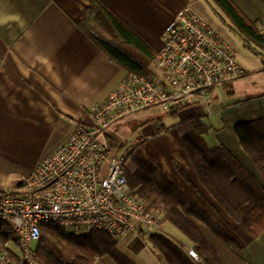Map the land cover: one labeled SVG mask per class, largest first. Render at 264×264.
<instances>
[{
	"label": "crops",
	"instance_id": "obj_1",
	"mask_svg": "<svg viewBox=\"0 0 264 264\" xmlns=\"http://www.w3.org/2000/svg\"><path fill=\"white\" fill-rule=\"evenodd\" d=\"M90 1L0 0V196L18 193L40 156L74 125L90 126L91 108L102 105L130 74L79 30ZM99 1L156 52L162 47L166 25L176 14L187 7L198 15L204 10L203 0ZM229 1L249 22L258 23L264 35V0ZM237 63L242 70L238 79L250 74L238 58ZM231 84L207 90L206 101L195 96L186 105L173 109L152 105L137 111L112 124L106 139L118 153L131 152L139 161L155 163L212 222L232 237L235 245L227 248L199 220L188 218L211 244L222 264H264V232L247 245L239 240L234 232L236 223L200 183L180 142L199 118L209 127L204 137L206 147H223L259 179L234 127L257 119L264 122V89L243 92L238 100H234L237 96L233 91H216H225ZM150 108H159L162 114L136 119L140 117L138 113ZM162 227L159 234L193 249L176 228L163 222ZM138 237L149 243L152 254H131L130 248L139 246ZM116 249V259L104 256L95 264H167L140 233L120 239ZM190 260L201 264L200 258L199 262Z\"/></svg>",
	"mask_w": 264,
	"mask_h": 264
},
{
	"label": "built area",
	"instance_id": "obj_2",
	"mask_svg": "<svg viewBox=\"0 0 264 264\" xmlns=\"http://www.w3.org/2000/svg\"><path fill=\"white\" fill-rule=\"evenodd\" d=\"M238 53L204 18L184 8L166 25L162 47L151 62V76L129 74L100 106L91 108L90 126L74 125L40 156L16 194L0 196V221L18 236L16 257L0 248V264H40L31 254L40 225L78 233H106L113 240L163 231L147 212L125 175L127 151L118 153L107 129L152 105L164 110L206 101V91L242 75ZM187 256L199 262L184 244Z\"/></svg>",
	"mask_w": 264,
	"mask_h": 264
},
{
	"label": "trees",
	"instance_id": "obj_3",
	"mask_svg": "<svg viewBox=\"0 0 264 264\" xmlns=\"http://www.w3.org/2000/svg\"><path fill=\"white\" fill-rule=\"evenodd\" d=\"M221 24L235 34L243 48L260 57L264 71V35L258 23L249 22L229 0H203ZM79 30L111 61L130 74L151 76L154 51L138 34L99 0H91ZM227 85V84H225ZM224 85V86H225ZM190 133L180 138L181 145L200 183L236 223L235 234L247 245L264 232V122L257 119L234 127V133L252 161L259 179L247 171L226 149L206 147L204 137L209 127L199 118ZM126 181L147 212L157 216L182 233L192 244L201 264H222L207 239L189 220H199L225 247L234 244L232 237L172 183L151 161H139L131 152L126 161ZM175 168L183 173L177 164ZM184 177V176H183ZM41 235L32 245L31 254L40 264H95L98 258L118 257L117 242L106 233H78L53 224H41ZM142 237L167 264H194L180 243L164 234ZM18 236L12 225L0 221V248L15 258Z\"/></svg>",
	"mask_w": 264,
	"mask_h": 264
},
{
	"label": "rangeland",
	"instance_id": "obj_4",
	"mask_svg": "<svg viewBox=\"0 0 264 264\" xmlns=\"http://www.w3.org/2000/svg\"><path fill=\"white\" fill-rule=\"evenodd\" d=\"M201 5L204 7V10L200 12V15L205 17L206 20L215 28V30H217L219 34H221L233 45L238 53V61L242 62L245 69L250 73L245 78L232 81L231 86L228 87L225 91H223L221 88H217L216 91H221L222 93L224 92V94H229V91H233L237 96L234 98V100H238L240 99V95H242L243 92H255L257 90H263L264 71H260L262 67L259 59L260 57L251 54L245 48H243L240 39L221 24L217 16H215V14L211 11V9L206 5L204 1L203 3H201ZM138 114H140V117H136V119L141 120L143 118L145 119L148 117L156 116L157 114V116H159V114L161 115L162 112L159 108H150ZM168 122L169 120L167 118L164 119V123L167 124ZM125 167H131V162L129 160L125 162ZM138 240L140 250H138L139 246H133L130 248L131 254H152L149 251V243L139 237ZM121 253L126 254L127 252L122 251Z\"/></svg>",
	"mask_w": 264,
	"mask_h": 264
}]
</instances>
